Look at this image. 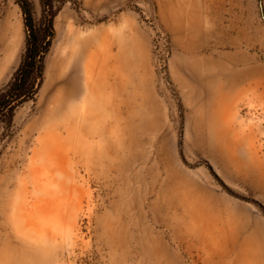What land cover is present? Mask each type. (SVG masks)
Listing matches in <instances>:
<instances>
[{
	"label": "rangeland",
	"instance_id": "374dc122",
	"mask_svg": "<svg viewBox=\"0 0 264 264\" xmlns=\"http://www.w3.org/2000/svg\"><path fill=\"white\" fill-rule=\"evenodd\" d=\"M51 1L0 139V264H264V0ZM27 34L0 0V89Z\"/></svg>",
	"mask_w": 264,
	"mask_h": 264
},
{
	"label": "trees",
	"instance_id": "16d2710c",
	"mask_svg": "<svg viewBox=\"0 0 264 264\" xmlns=\"http://www.w3.org/2000/svg\"><path fill=\"white\" fill-rule=\"evenodd\" d=\"M14 1L22 11L28 34L25 53L18 68L10 81L0 89V128L6 130L0 133V139L8 135L7 131L11 127L15 110L35 95L41 83L43 56L50 43L52 19L56 14V8L51 0H40L46 23L42 30H35L32 1Z\"/></svg>",
	"mask_w": 264,
	"mask_h": 264
},
{
	"label": "bare ground",
	"instance_id": "6f19581e",
	"mask_svg": "<svg viewBox=\"0 0 264 264\" xmlns=\"http://www.w3.org/2000/svg\"><path fill=\"white\" fill-rule=\"evenodd\" d=\"M82 54H83L82 51H80V52H78L76 54V57H77L78 60H80L82 58ZM60 61L61 60H54L53 63H52V67L54 69V72H53V76H52V80H51L50 86H51V88H54L56 86L57 90L59 88L57 85L60 84V82L57 79V69H58V67L60 65V63H59Z\"/></svg>",
	"mask_w": 264,
	"mask_h": 264
}]
</instances>
